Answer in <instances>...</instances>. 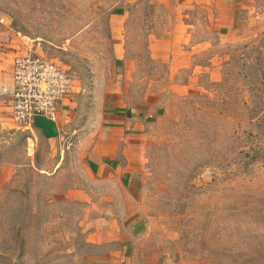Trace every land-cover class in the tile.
<instances>
[{
	"label": "rangeland",
	"instance_id": "obj_1",
	"mask_svg": "<svg viewBox=\"0 0 264 264\" xmlns=\"http://www.w3.org/2000/svg\"><path fill=\"white\" fill-rule=\"evenodd\" d=\"M32 54L80 89L56 140L0 127V264H264V0H0Z\"/></svg>",
	"mask_w": 264,
	"mask_h": 264
},
{
	"label": "built area",
	"instance_id": "obj_2",
	"mask_svg": "<svg viewBox=\"0 0 264 264\" xmlns=\"http://www.w3.org/2000/svg\"><path fill=\"white\" fill-rule=\"evenodd\" d=\"M9 110L13 126L31 130L39 119L56 122L79 82L57 62L34 54L14 59Z\"/></svg>",
	"mask_w": 264,
	"mask_h": 264
},
{
	"label": "crops",
	"instance_id": "obj_3",
	"mask_svg": "<svg viewBox=\"0 0 264 264\" xmlns=\"http://www.w3.org/2000/svg\"><path fill=\"white\" fill-rule=\"evenodd\" d=\"M194 2H197V0H194ZM12 62L10 63V68L5 67L3 63H0V79H7L8 83L3 84L0 80V127H13V122L11 120V114L9 113V103H10V93L12 89V80H11V72H12ZM4 68V69H3ZM8 68V69H7ZM3 71V72H2ZM72 106V104H71ZM69 104V108L67 112H63L60 114L59 119L56 122H51L47 120H37L35 122V126L33 129H31V132L35 134L37 137H47V141L56 140V137L59 135L58 133V127L60 126L59 123L64 121L63 123H66L67 117L65 115L69 116L71 115L70 109L72 108ZM68 116V118H69ZM71 118V116H70ZM44 139V138H43ZM13 170L10 167L2 166L0 168V186L7 183L10 178L12 177Z\"/></svg>",
	"mask_w": 264,
	"mask_h": 264
},
{
	"label": "trees",
	"instance_id": "obj_4",
	"mask_svg": "<svg viewBox=\"0 0 264 264\" xmlns=\"http://www.w3.org/2000/svg\"><path fill=\"white\" fill-rule=\"evenodd\" d=\"M67 70L71 74V71L69 69H67ZM3 163H4L3 161L0 162V167L2 166ZM14 182H12V184ZM12 184L9 183V182L6 183L4 185V187L2 188L3 193L6 192V191L9 192L10 191V187L12 186ZM11 192L14 193L13 190ZM19 200H18V198L15 197L14 200L9 201L10 204H8V209L7 210H9L10 213L12 214V215L9 216V219L12 222H16V223H19V224L22 223V227L20 226V230L27 231L30 228V223L36 222V220H38V218L41 216V213L36 212V211H30L29 207L26 205V203H22L21 204V202ZM1 217H2V211H0V221H1ZM1 228L2 227L0 225V233L2 234L3 232H2Z\"/></svg>",
	"mask_w": 264,
	"mask_h": 264
}]
</instances>
